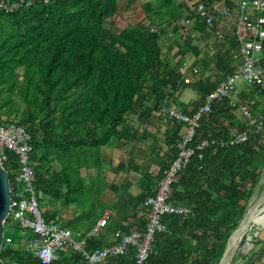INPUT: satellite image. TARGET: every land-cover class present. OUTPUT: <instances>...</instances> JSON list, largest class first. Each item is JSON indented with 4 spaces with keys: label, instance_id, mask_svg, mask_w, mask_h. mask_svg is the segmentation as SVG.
<instances>
[{
    "label": "trees",
    "instance_id": "16d2710c",
    "mask_svg": "<svg viewBox=\"0 0 264 264\" xmlns=\"http://www.w3.org/2000/svg\"><path fill=\"white\" fill-rule=\"evenodd\" d=\"M4 1L31 2L12 13L0 12V124L18 123L32 136L39 202L42 196L63 197V206L82 200L84 185L81 180L73 181V164L99 152L114 137H123L119 128L139 101H154L155 109H159L167 94L176 97L173 90L184 86L202 93L207 90L208 84L202 81L187 84L180 72L182 61L175 63L172 53L165 52L170 40H186L192 31L207 27L196 18L186 28L174 25L182 15L174 0H160L157 8L151 0ZM137 9L146 15L148 24H127L116 34L118 18ZM162 26L172 31L167 37L169 44L163 39L168 30L160 29ZM154 27L159 29L154 32ZM203 97L200 106L205 103ZM18 98L25 104L23 111ZM236 111L230 105H215L212 115L202 121L192 145L196 151L171 191V202L190 207L192 214L185 221L175 215L163 217L168 230L157 235L155 254L147 264L220 263L258 185L253 175L257 173L258 178L264 169L260 164L264 159V132L239 146L202 151L196 147L202 140L228 138L232 130H245ZM167 126L177 135L160 179L176 159L177 151L172 146L184 131L176 122ZM57 163L60 171L55 170ZM9 166L17 169L13 153L5 164L8 171ZM153 194L151 190L139 197V205ZM226 213L238 220L224 218ZM216 223H221L217 231L213 230ZM25 239L24 230L9 220L5 222L0 255L4 264H23L6 246ZM102 247L100 241H89V250ZM80 260L81 255L76 254L57 264ZM253 262L261 261L253 255L246 258V264ZM116 264L134 263L121 257Z\"/></svg>",
    "mask_w": 264,
    "mask_h": 264
},
{
    "label": "built area",
    "instance_id": "2783aa9c",
    "mask_svg": "<svg viewBox=\"0 0 264 264\" xmlns=\"http://www.w3.org/2000/svg\"><path fill=\"white\" fill-rule=\"evenodd\" d=\"M33 1L49 3L52 0ZM24 4L31 5V2L0 0V12L12 13ZM199 11V17L194 18L201 19L208 29L214 27L216 18L234 26L233 33L239 45L237 58L240 63L235 67L232 75L226 76L211 89L205 97V103L193 113L188 114L179 110L177 101L172 95L167 94L160 101L158 111L161 122L164 125L179 123L184 127V131L172 146L177 151L176 159L164 169L154 194L144 202L149 216L143 230L136 229L124 235L118 234L115 243L105 248L89 250V240L101 234L107 225V219H101L85 237L76 236L64 224L56 221L48 222L40 206L38 179L32 166L34 153L32 136L18 123L0 124L1 165L6 170L5 164H9L10 154L13 153L17 157V169L9 166V171L6 170L9 177L13 176V182H10V211L6 221L9 220L26 232L25 240L20 244L8 242L6 250L15 253L23 264H34L35 261L41 264H57L66 256L76 254L81 255L80 262L83 264H107L121 257H128L134 264H147L149 257L155 254L154 244L157 235L168 230L163 217L175 215L185 221L192 214L190 207L171 202V191L194 155L196 149L192 145L197 131L202 121L212 115L214 106L228 102L230 106L237 108L250 127L230 138L202 140L197 145V150L239 146L249 141L254 134L263 131L264 115L255 117L251 107L240 103L238 98L242 96V83L248 90H254L257 96L264 95V64L261 57L264 54V0H237L225 5L211 3L203 6ZM194 18L187 19L184 23L189 26L194 22ZM185 82L190 84L191 80L186 78Z\"/></svg>",
    "mask_w": 264,
    "mask_h": 264
},
{
    "label": "crops",
    "instance_id": "0c3cea01",
    "mask_svg": "<svg viewBox=\"0 0 264 264\" xmlns=\"http://www.w3.org/2000/svg\"><path fill=\"white\" fill-rule=\"evenodd\" d=\"M151 1L157 8L156 4L160 0ZM231 1L237 0H174L182 15L175 20L177 23H173L186 28L184 21L194 18L203 6L211 3L225 5ZM250 12L253 13V10L250 9ZM130 13L132 11L123 15ZM162 27L160 29L168 30L163 37L167 42L166 38L172 31L168 27ZM120 31L121 29H114L116 34ZM233 31V25L216 18V24L212 29L206 27L203 31L194 30L186 40L171 43L170 37L168 48L175 63L182 61L181 74L189 78L192 84L201 81L208 84L204 93L185 86L182 89H178V86V90H173L176 91L175 99L179 110L188 114L196 111L203 102V96L218 84L217 81L225 78L228 72L235 71L240 60L237 58L239 45ZM170 45L176 47L172 49ZM212 50V53H215L214 50L217 51L215 53L217 58L207 55L211 54ZM177 52H182L180 57L176 56ZM261 57L264 64V54ZM219 66L222 67L220 72L217 71ZM195 70L196 74L193 73ZM241 89L242 96L238 101L243 105H249L255 117L264 115L263 96H257L254 90H248L243 83ZM158 112L154 101L148 104H141L139 101L135 110L129 114L126 124L119 128L123 137L120 135L114 137L99 152L76 160L73 164L72 178L75 182L81 180L84 185L82 200L63 206V197L57 199L42 196L40 206L47 217L51 218V221L66 225L78 237H85L101 219H107V225L101 234L90 239L100 241L103 244L102 248L115 243L118 234L124 235L136 229L143 230L142 227L148 222L149 212L144 203L139 205L138 198L155 190L161 170L166 164L172 139L177 132L161 122ZM236 113L248 129L250 125L246 119L238 111ZM241 132L232 130L230 137ZM55 170H61L59 163L55 165ZM261 243L264 245V241H260L259 245ZM253 255L261 261L259 264H264V256L259 250ZM120 259L111 260L107 264H116ZM80 261L75 264H83Z\"/></svg>",
    "mask_w": 264,
    "mask_h": 264
},
{
    "label": "rangeland",
    "instance_id": "374dc122",
    "mask_svg": "<svg viewBox=\"0 0 264 264\" xmlns=\"http://www.w3.org/2000/svg\"><path fill=\"white\" fill-rule=\"evenodd\" d=\"M136 4L139 8L140 4L139 3H136ZM122 18L120 20H118V22H117V27H116L117 29H121L122 27H124L127 24L128 25H136L140 22L141 23L145 22L146 24H148L146 22L147 21L146 15L143 13V11L141 9H137L134 11L132 10V13L127 14L126 16L123 15ZM193 23L194 22H192L191 24H193ZM167 44H169V42H167ZM171 47L173 49L176 46H171ZM167 50H169V48H167L166 51L165 50L164 51L169 52ZM212 52H213V50L211 51V54H207V55L214 56L217 58V54H215L217 51L214 50L215 53H212ZM181 53L182 52H177L176 56L180 57L179 55H181ZM217 71H219V72L222 71V67L221 66L217 67ZM241 86H242V84H241ZM262 98L264 99V97H262ZM17 102L20 104V106H21L20 108L23 111L25 108V104L19 98L17 99ZM260 164L262 166H264V159L262 161H260ZM253 176L255 177V179H258V185L255 187V189L253 191L254 194H253L252 198L250 199V201L246 205V209H245L246 213L249 211V209L253 206V204L255 202H257L258 200L261 199V196L264 194V169L258 178L256 177V176H258L257 173H254ZM263 208H264V205L261 204L260 206H257L256 209L257 210H263ZM228 217H230L234 221L238 220V218H236L235 216L229 215V213H226V216L224 218H228ZM222 225H223V223H222ZM220 226H221V223L220 224L216 223L213 230H215V231L219 230ZM260 241L261 242L264 241V220H263L261 225H256V224L251 225L250 229L245 233L243 239L241 240V242L238 246L239 249L238 248L236 249L237 254L235 256V258H236L235 264H246V258L250 257L254 253H257L258 250L264 256V245L262 243L259 245Z\"/></svg>",
    "mask_w": 264,
    "mask_h": 264
},
{
    "label": "water",
    "instance_id": "95a60500",
    "mask_svg": "<svg viewBox=\"0 0 264 264\" xmlns=\"http://www.w3.org/2000/svg\"><path fill=\"white\" fill-rule=\"evenodd\" d=\"M10 186H11L10 177L7 171L3 168V166L0 163V255H1V250H2L3 243H4L5 222H6L7 216L10 211V200H11ZM263 196L264 194L261 196V199L259 200L260 204L264 202ZM249 211L245 214L244 218L241 220L238 227L233 232L232 236L229 238L227 246L223 254V257L219 264H223L226 254L229 250L230 241L233 238V236L236 234V232L238 231L242 223L245 221L246 217L249 214ZM236 254H237V251L234 252L229 264H233ZM0 264H4L1 258H0Z\"/></svg>",
    "mask_w": 264,
    "mask_h": 264
},
{
    "label": "bare ground",
    "instance_id": "6f19581e",
    "mask_svg": "<svg viewBox=\"0 0 264 264\" xmlns=\"http://www.w3.org/2000/svg\"><path fill=\"white\" fill-rule=\"evenodd\" d=\"M264 198V196H263ZM260 206L259 200L253 204L250 208L249 214L246 220L242 223L236 234L230 241L229 250L226 254L223 264H229L234 252L238 248L241 240L243 239L245 233L250 229L251 225H261L264 220V208L263 210H257V206ZM264 205V202L262 203ZM262 208V207H261ZM239 249V248H238Z\"/></svg>",
    "mask_w": 264,
    "mask_h": 264
}]
</instances>
